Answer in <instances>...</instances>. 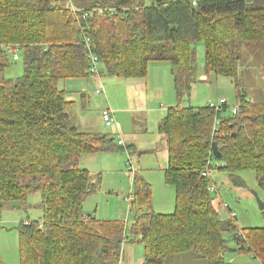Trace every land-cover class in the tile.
Instances as JSON below:
<instances>
[{
	"label": "trees",
	"instance_id": "1",
	"mask_svg": "<svg viewBox=\"0 0 264 264\" xmlns=\"http://www.w3.org/2000/svg\"><path fill=\"white\" fill-rule=\"evenodd\" d=\"M84 38L112 78L144 80L151 63H170L181 99L193 83L199 42L207 74L238 79L244 48L264 45V0H0V212L26 209L33 194L44 212L42 221L17 227L20 264H125L124 246L136 242L141 264L190 253L226 264L229 251L264 264V226L240 229L236 217L223 218L228 206L209 191L214 180L206 174L225 172L244 187L240 173L252 171L264 191V104L246 96L236 115L228 106L167 110L159 133L169 154L166 183L176 192L172 214L153 211L151 185L139 173L129 233L124 221L86 214L101 178L82 167L83 158L130 153L133 145L70 126L76 102L58 84L92 77ZM15 51L24 75L8 79Z\"/></svg>",
	"mask_w": 264,
	"mask_h": 264
},
{
	"label": "rangeland",
	"instance_id": "2",
	"mask_svg": "<svg viewBox=\"0 0 264 264\" xmlns=\"http://www.w3.org/2000/svg\"><path fill=\"white\" fill-rule=\"evenodd\" d=\"M195 49L197 66L194 77L198 81L191 82L189 90L188 87H182L181 99L175 90L170 63H151L148 77L144 80L112 78L106 75L101 66V80L92 76L89 80L83 81L89 84L83 91L87 99L82 101L81 95L76 96L77 107L72 110L70 126L80 132L106 134L118 141L115 128L104 125L98 127L101 112L110 107L115 112L116 121L121 126L124 138L129 142L128 146L133 145L130 153L112 151L84 157L86 159L82 161V167L89 169L95 178H101L100 189L89 196L84 204L86 214L102 220L124 221L128 218L129 224L132 225L135 214L131 212L132 208L127 198L131 194L134 196L136 173L151 185L153 211L163 214L174 212L175 189L168 185L165 179L168 152L163 136L159 133L160 123L169 108L178 106L201 108L212 104L220 106V100L225 99L231 110L238 107L241 96H246L254 104H264V45L244 48L238 79L214 73L207 74L204 43H197ZM17 54L19 59L15 61L13 55L12 65L6 72L8 79H17L24 75V63L21 54ZM202 75L203 81L198 79ZM71 82L60 81L58 87L70 89L73 86ZM99 89L105 93L98 95ZM118 109L125 110L120 114ZM84 116L96 119L98 124L93 123L96 130H87L88 125L82 122ZM129 160L132 166L127 165ZM240 177L245 182L244 187L233 186L225 172L217 170L212 172V179L217 187L215 197L231 211L230 213L226 209L221 210V214L225 219L237 216L236 223L240 229L263 227L264 213L260 210L255 194L257 193L264 202V191L259 187L254 172H242ZM41 201L39 194H33L28 199L26 209L13 207L0 212V259L5 264H20L17 227L28 219L40 220L43 217ZM134 244L141 246L137 242ZM232 246L236 247L234 243ZM227 254L224 255L226 262L230 260ZM180 258L200 260L208 264L206 260L197 258L194 253L178 256L170 260L169 264H177Z\"/></svg>",
	"mask_w": 264,
	"mask_h": 264
},
{
	"label": "crops",
	"instance_id": "3",
	"mask_svg": "<svg viewBox=\"0 0 264 264\" xmlns=\"http://www.w3.org/2000/svg\"><path fill=\"white\" fill-rule=\"evenodd\" d=\"M158 69H160V68H158ZM163 69H166V68H163ZM203 77H204L203 75L199 76L198 79L203 81L204 80ZM71 81H72L71 83H72L73 86L70 89H66V88H62V89L66 90L68 92V95H67L68 100L76 102V107H77L76 96L81 95L82 101L83 100L86 101L87 95L83 91L86 89V87H88L89 84L86 83V82H83L85 80H71ZM196 81H198L197 78L195 79V77H193L192 82L195 83ZM76 107L74 109H76ZM118 110H120V114H121V113L124 112L125 109L123 111H121V109H118ZM71 113H72V111L70 112V117H71ZM99 119H100V122L98 124L96 119L94 120V119L90 118L89 116H84V118L82 119V122L85 123L86 125H88L89 129H87V130H96V127H95V125L93 126V123H97L98 127H99V125H104L103 120H102V116H100ZM93 120L95 122H93ZM88 127L86 126V128H88ZM113 128H115L116 131H117L115 134H117L118 137H119L118 141L123 140V142L125 143V146H127L129 142L127 141L126 138H124V136H123V134L121 132V126H120L118 121H116V125ZM88 133H92V131L88 132ZM164 141H165V139H164ZM165 146L167 148L166 141H165ZM167 152H168V150H167ZM84 159H86V158H83V160ZM168 164H169V154H168ZM85 169H87V168H85ZM87 170H89V169H87ZM174 198H175V202H176V192H175ZM227 210L231 213L229 207H228ZM174 211H175V208H174ZM156 214L169 215V214H163V213H156ZM170 214H172V213H170ZM43 217H44V215H43ZM43 217L40 218V220H32V219H29V220H31V221H42ZM127 219L128 218H126L124 220V222H125V224H126V226L128 228V233H129L130 226H132L133 223H132V225H130L129 224V220H127ZM99 220H102V219H99ZM115 220L122 221L121 219H115ZM104 221H112V220H104ZM232 243H234V245L236 246L235 242L233 240H231L230 241V247L232 249H235V247L232 246ZM124 248H125V250L123 251L124 252L123 261H124L125 264H141V263L144 262V249H143L142 246L135 245L134 243H128V244H125ZM227 253H226L227 256H230V260L228 262L225 261L226 264H261V262L256 257H254L252 255L240 253V252H237V251H229ZM178 256L180 257L181 255H178ZM178 256H175V257L169 259L166 262V264H169L170 260L175 259ZM177 264H206V263L203 262V261H200V260H194V259L181 260V258H180Z\"/></svg>",
	"mask_w": 264,
	"mask_h": 264
},
{
	"label": "built area",
	"instance_id": "4",
	"mask_svg": "<svg viewBox=\"0 0 264 264\" xmlns=\"http://www.w3.org/2000/svg\"><path fill=\"white\" fill-rule=\"evenodd\" d=\"M196 4V3H195ZM84 42L85 44H87V46L89 47V52H90V68H89V72L90 74L95 77L98 78L99 80H101L102 77V72H101V62L99 60V57L94 54V52L92 51V49L90 48V39L89 38H84ZM14 55V60L17 61L19 59L18 51L12 52ZM105 92L104 90H98L97 94L98 95H103ZM212 108H214L217 112H219V110L221 109L222 106H228V103L225 99H221L220 100V106L219 105H215L212 104L210 105ZM229 107V106H228ZM230 108V107H229ZM232 114L236 115L239 112V107H235L231 109ZM102 116V120L103 123L106 127L108 128H113L116 125V118H115V112L109 107L107 109H104L101 113ZM220 125V119L216 118L215 120V130L218 128V126ZM119 145L121 146H125V143L123 142V140L119 141ZM128 166H132V162L131 160L128 161L127 163ZM215 166H220V163H215ZM208 177L212 176V171L209 170L207 173ZM209 191L210 192H217V187L215 185H212L209 187ZM127 202L132 205V203L134 202V196L131 194L128 198H127ZM227 208V206H225ZM232 217H236L235 215H233ZM142 238V235H139V239Z\"/></svg>",
	"mask_w": 264,
	"mask_h": 264
},
{
	"label": "water",
	"instance_id": "5",
	"mask_svg": "<svg viewBox=\"0 0 264 264\" xmlns=\"http://www.w3.org/2000/svg\"><path fill=\"white\" fill-rule=\"evenodd\" d=\"M214 152H215V154H217V152H218L217 146L214 147ZM255 196H256L257 201L259 203L260 210L264 211V202L259 198L257 193L255 194Z\"/></svg>",
	"mask_w": 264,
	"mask_h": 264
}]
</instances>
